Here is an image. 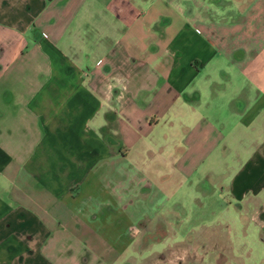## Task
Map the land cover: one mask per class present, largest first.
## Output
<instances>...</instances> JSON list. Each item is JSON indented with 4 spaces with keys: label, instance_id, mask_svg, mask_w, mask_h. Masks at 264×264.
I'll use <instances>...</instances> for the list:
<instances>
[{
    "label": "crops",
    "instance_id": "1",
    "mask_svg": "<svg viewBox=\"0 0 264 264\" xmlns=\"http://www.w3.org/2000/svg\"><path fill=\"white\" fill-rule=\"evenodd\" d=\"M216 184L260 231L264 0H0V264H149Z\"/></svg>",
    "mask_w": 264,
    "mask_h": 264
},
{
    "label": "rangeland",
    "instance_id": "2",
    "mask_svg": "<svg viewBox=\"0 0 264 264\" xmlns=\"http://www.w3.org/2000/svg\"><path fill=\"white\" fill-rule=\"evenodd\" d=\"M206 181H201L206 186ZM208 187H185L180 196L188 210L180 221L168 220L169 226L179 228L158 236L163 240L145 253L149 264H264V221L259 228L252 220L240 218L235 212H224L222 201L227 189L218 187L204 193ZM223 193V195H222ZM177 192L170 197L176 199ZM196 194V195H195ZM219 195V194H218ZM228 198V196H227ZM178 199V198H177ZM227 201V200H226ZM234 202V201H233ZM141 228V223L136 224ZM128 235V233H127ZM156 237V236H155Z\"/></svg>",
    "mask_w": 264,
    "mask_h": 264
}]
</instances>
